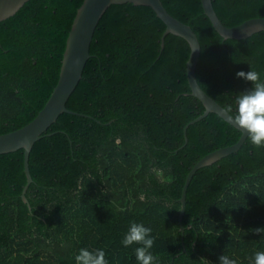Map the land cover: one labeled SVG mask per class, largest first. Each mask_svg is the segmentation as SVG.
<instances>
[{
  "label": "trees",
  "instance_id": "obj_1",
  "mask_svg": "<svg viewBox=\"0 0 264 264\" xmlns=\"http://www.w3.org/2000/svg\"><path fill=\"white\" fill-rule=\"evenodd\" d=\"M82 0H28L0 21V134L28 123L55 85L67 33ZM200 43L195 74L225 109L251 82L236 76L250 63L264 79V31L224 39L200 0H161ZM226 26L264 17V0H212ZM165 24L149 6L111 4L99 19L90 57L63 112L28 155L0 154V264H75L80 248L103 249L109 264H138L122 239L136 221L152 229L157 264H251L264 251V147L248 137L239 149L198 168L179 212L192 166L235 143L240 130L204 111L190 95L189 45L161 37ZM186 137V140H185Z\"/></svg>",
  "mask_w": 264,
  "mask_h": 264
},
{
  "label": "water",
  "instance_id": "obj_2",
  "mask_svg": "<svg viewBox=\"0 0 264 264\" xmlns=\"http://www.w3.org/2000/svg\"><path fill=\"white\" fill-rule=\"evenodd\" d=\"M27 1L28 0H0V21L12 16ZM200 1L204 14L209 18L214 29L224 39H243L256 32L264 31V17H253L246 19L237 25L226 26L217 16L212 5V0ZM124 3L149 6L153 9L156 16L165 24V30L161 37L162 47L163 38L168 33L182 37L189 45L190 51L186 61V77L190 88L189 94L201 101L204 106V111L186 124L183 129L184 136L186 129L190 124H193L210 112L217 114L241 132L240 137L235 143L217 148L207 153L201 157L187 173L180 197L181 208L179 212V224L180 230L183 231L181 219L185 209V194L192 175L198 168L212 164L220 158L237 151L247 137V132L235 126L231 122V114L200 87L195 74V68L200 53L199 40L189 25L167 12L161 0H82L80 6L76 9L70 29L67 33L60 60L58 78L49 97L42 108L28 123L12 131L0 134V154L22 149L23 171L26 177V182L21 191V198L29 208L25 196V191L29 183L32 181L28 168L29 152L34 142L41 138L42 134L53 122H55L61 113H75L66 107V101L79 82L85 63L90 57V43L97 23L102 14L111 4Z\"/></svg>",
  "mask_w": 264,
  "mask_h": 264
},
{
  "label": "clouds",
  "instance_id": "obj_3",
  "mask_svg": "<svg viewBox=\"0 0 264 264\" xmlns=\"http://www.w3.org/2000/svg\"><path fill=\"white\" fill-rule=\"evenodd\" d=\"M249 71H237L236 76L251 82V87L238 93L234 98L235 110L229 105L225 110L231 114V122L239 129L247 132V137L255 148L264 147V79L253 66ZM255 232H264V228H255ZM152 229L143 223L132 221L122 239L124 247H135L134 253L138 264H157L158 258L151 252L154 245ZM75 264H109L103 249L90 250L80 248L74 256ZM207 264V259L201 260ZM219 264H237V260L227 255L219 256ZM251 264H264V251L253 254Z\"/></svg>",
  "mask_w": 264,
  "mask_h": 264
}]
</instances>
